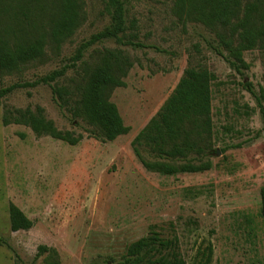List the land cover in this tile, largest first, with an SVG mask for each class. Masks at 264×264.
<instances>
[{"label":"rangeland","instance_id":"rangeland-1","mask_svg":"<svg viewBox=\"0 0 264 264\" xmlns=\"http://www.w3.org/2000/svg\"><path fill=\"white\" fill-rule=\"evenodd\" d=\"M78 1L82 22L74 36L56 54L48 49L46 63L21 76H0V88L34 83L69 66L83 44L111 25L103 0ZM122 1L126 25L135 26L127 34H137L144 48L114 39L93 44L59 83L77 84L106 49L124 51L135 65L111 102L130 128L127 135L104 141L93 126L61 109L47 85L18 89L0 107V264H47L49 253L37 258L40 246L54 249L60 264H125L129 246L151 230L177 237L187 264L208 258L207 264H264V45L246 52L249 68L237 71L217 35L179 17L174 0ZM188 67L216 76L212 135L202 158L213 168L161 176L143 167L132 142ZM36 107L81 142L71 146L23 125H3L6 109ZM11 204L34 222L32 229L11 230Z\"/></svg>","mask_w":264,"mask_h":264},{"label":"trees","instance_id":"trees-1","mask_svg":"<svg viewBox=\"0 0 264 264\" xmlns=\"http://www.w3.org/2000/svg\"><path fill=\"white\" fill-rule=\"evenodd\" d=\"M103 2L111 25L83 44L69 66L52 71L34 83L1 87L0 107L18 89L47 85L61 109L74 120L93 126L104 141L113 142L130 132L118 107L111 102L113 91L126 86L124 79L135 65L124 51L106 49L96 64L84 68V76L77 84L59 83L70 68H76V63L84 58V51L93 44L114 39L133 48H144L136 41L137 34H127L135 26L126 25L124 2ZM174 9L182 19L203 24L213 31L229 54L225 57L227 62L237 71L249 68L244 60L246 52L264 45V0H174ZM81 22L78 0H0V76H21L30 66L46 63L50 60L48 49L56 54L74 36ZM215 80L216 76L206 68L188 67L184 71L170 97L132 142L136 158L147 171L174 177L212 170V162H204L202 158L212 135ZM260 100H264L263 93ZM2 121L5 127L23 125L38 137L49 136L71 146L81 142V137L59 130L42 107L6 109ZM142 151L155 160H147ZM9 216L13 232L34 227V222L14 204L9 206ZM260 216L264 226V186ZM46 253L50 254L47 264H60L57 252L47 246L38 248L37 258ZM16 264L25 263L18 259ZM125 264L187 263L177 237L165 239L151 230L147 237L129 246Z\"/></svg>","mask_w":264,"mask_h":264}]
</instances>
